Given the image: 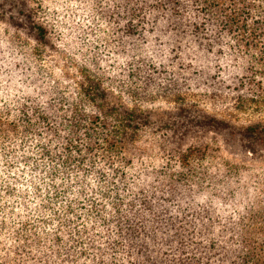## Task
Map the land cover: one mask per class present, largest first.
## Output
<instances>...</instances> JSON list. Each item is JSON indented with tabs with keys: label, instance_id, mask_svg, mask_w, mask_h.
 I'll return each instance as SVG.
<instances>
[{
	"label": "trees",
	"instance_id": "1",
	"mask_svg": "<svg viewBox=\"0 0 264 264\" xmlns=\"http://www.w3.org/2000/svg\"><path fill=\"white\" fill-rule=\"evenodd\" d=\"M58 1L0 3V264H264V181L192 146L133 170L101 66L164 22L264 76V0Z\"/></svg>",
	"mask_w": 264,
	"mask_h": 264
},
{
	"label": "rangeland",
	"instance_id": "2",
	"mask_svg": "<svg viewBox=\"0 0 264 264\" xmlns=\"http://www.w3.org/2000/svg\"><path fill=\"white\" fill-rule=\"evenodd\" d=\"M2 1L7 8L10 0ZM49 4L51 10L61 8L58 0ZM161 24L128 39L101 65L111 72L116 104L144 116V128L126 142L133 170L192 146L208 148L234 167L240 164V178L248 185L264 181V143L247 134L249 126L264 124L260 67L254 58L228 49L211 51L206 40L178 35Z\"/></svg>",
	"mask_w": 264,
	"mask_h": 264
}]
</instances>
